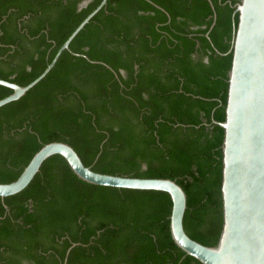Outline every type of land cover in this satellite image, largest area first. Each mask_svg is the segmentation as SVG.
<instances>
[{
	"label": "trees",
	"instance_id": "16d2710c",
	"mask_svg": "<svg viewBox=\"0 0 264 264\" xmlns=\"http://www.w3.org/2000/svg\"><path fill=\"white\" fill-rule=\"evenodd\" d=\"M0 0V78L27 85L102 0ZM240 0H107L24 96L0 107V183L46 143L93 170L176 180L184 227L218 243L222 144ZM13 89L0 85V99ZM166 191L96 185L49 157L0 196V264H202L170 230ZM73 246L69 253L68 249Z\"/></svg>",
	"mask_w": 264,
	"mask_h": 264
},
{
	"label": "water",
	"instance_id": "95a60500",
	"mask_svg": "<svg viewBox=\"0 0 264 264\" xmlns=\"http://www.w3.org/2000/svg\"><path fill=\"white\" fill-rule=\"evenodd\" d=\"M89 0L80 4L86 5ZM107 3L102 0L71 33L46 69L23 86L0 78V85L13 89L0 99V107L18 100L53 68L64 50L90 19ZM232 64L228 74L225 120L215 121L224 129L222 144L223 225L218 243L205 245L185 230L187 194L174 179L133 177L101 173L87 166L75 148L65 141L44 144L20 176L0 183L2 198L24 190L49 157L63 156L82 180L104 186L166 191L172 198L170 230L174 242L202 264H264V0H240L233 14ZM68 249L67 254L73 246ZM63 264H66V260Z\"/></svg>",
	"mask_w": 264,
	"mask_h": 264
}]
</instances>
